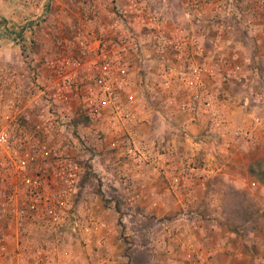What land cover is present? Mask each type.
Listing matches in <instances>:
<instances>
[{"label":"rangeland","instance_id":"1","mask_svg":"<svg viewBox=\"0 0 264 264\" xmlns=\"http://www.w3.org/2000/svg\"><path fill=\"white\" fill-rule=\"evenodd\" d=\"M4 133L0 264H194L213 217L264 239V0H0Z\"/></svg>","mask_w":264,"mask_h":264},{"label":"crops","instance_id":"2","mask_svg":"<svg viewBox=\"0 0 264 264\" xmlns=\"http://www.w3.org/2000/svg\"><path fill=\"white\" fill-rule=\"evenodd\" d=\"M208 199L205 200L207 203ZM218 214L221 215L219 212L215 213V215ZM207 221L211 223L199 220L197 224L194 222L189 225L184 224L186 227L188 226L189 231L185 232L184 236L178 234L180 239L184 238L183 245L185 247H193L198 253V259L194 264H246L245 259L254 260L257 264H264V239L256 241L252 238L238 237L236 232L222 229L214 217ZM192 241L194 242L191 244ZM243 242L250 245L247 247L246 244H243L245 246L243 248L247 249L246 252L239 247V244ZM257 242L259 249L255 250L252 244Z\"/></svg>","mask_w":264,"mask_h":264},{"label":"built area","instance_id":"3","mask_svg":"<svg viewBox=\"0 0 264 264\" xmlns=\"http://www.w3.org/2000/svg\"><path fill=\"white\" fill-rule=\"evenodd\" d=\"M79 64H82V63L79 62ZM98 69H101V66H98ZM103 69H107V75L102 74L99 77L98 82L101 84H98V85L104 91H114L115 88H113V86H112V78L110 75V63H105V65H103ZM119 87L122 88L121 83L119 84ZM7 139H8V134H6V133L2 134L0 136V143H2V141H7ZM23 163H25V160H23ZM22 165L19 164V167L25 168V166H22ZM20 172H22V171H20ZM22 175H23V178H25V174L22 173Z\"/></svg>","mask_w":264,"mask_h":264}]
</instances>
